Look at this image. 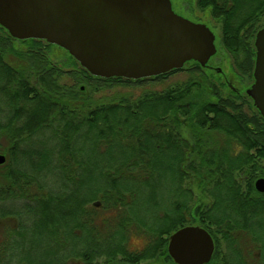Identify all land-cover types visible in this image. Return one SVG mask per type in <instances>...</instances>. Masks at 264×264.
<instances>
[{
  "label": "trees",
  "instance_id": "1",
  "mask_svg": "<svg viewBox=\"0 0 264 264\" xmlns=\"http://www.w3.org/2000/svg\"><path fill=\"white\" fill-rule=\"evenodd\" d=\"M191 1L221 24L222 48L241 75L252 76L264 0ZM54 47L67 54L63 64L52 58ZM188 63L186 82L138 99H95L81 83L96 80L95 90H105L181 69L138 80L93 77L64 48L18 40L0 25V220L11 222L0 264H177L169 236L195 222L215 240L207 264L260 262L261 253L252 262L246 251L248 240L259 252L264 246L252 230L264 216V192L255 186L264 177V116L243 100L247 94ZM51 173L65 180L63 190L48 183ZM138 202L148 214L134 213ZM29 229L46 235L56 262L13 259ZM136 236L141 247L132 246Z\"/></svg>",
  "mask_w": 264,
  "mask_h": 264
},
{
  "label": "water",
  "instance_id": "2",
  "mask_svg": "<svg viewBox=\"0 0 264 264\" xmlns=\"http://www.w3.org/2000/svg\"><path fill=\"white\" fill-rule=\"evenodd\" d=\"M0 25L16 39L64 48L104 78H149L190 61L205 67L217 52L212 29L176 13L172 0H0ZM254 45V83L246 93L264 116V27ZM255 186L264 192V177ZM167 248L177 264H207L216 244L203 226L186 225L169 236Z\"/></svg>",
  "mask_w": 264,
  "mask_h": 264
},
{
  "label": "rangeland",
  "instance_id": "3",
  "mask_svg": "<svg viewBox=\"0 0 264 264\" xmlns=\"http://www.w3.org/2000/svg\"><path fill=\"white\" fill-rule=\"evenodd\" d=\"M177 1L180 0H172V4L174 8L177 10ZM181 3L183 4L182 7L186 8L188 10L187 12L189 13L190 17H196L197 20H202L203 22L200 23H205L207 26H209L212 31L216 35V46H217V52L212 57V65L215 68H220L223 74L217 71H211L210 69H205L207 73L214 79V80H222L224 81L223 76H229L231 79L232 83L239 88L240 93L244 96H246V90L254 83V74L251 76L249 74L241 75L239 70L235 67L234 59L229 54L222 48L221 44V24L212 18L210 15L209 11H202L196 8L195 3H192L191 0H181ZM192 3V4H191ZM183 8V9H184ZM260 25L264 27V17L260 21ZM20 40V39H18ZM15 45H19L17 47L21 48L22 50H26V45L21 44V43H14ZM52 52V58L59 62L62 63L66 60L67 54L56 47L53 48ZM70 62H73L71 59L69 60ZM192 62V61H190ZM192 63H186L183 69L181 68L180 71L170 75L169 77L161 80H148L145 83L142 84H132V85H126L122 83L115 84L114 86H111L110 88H105V90H95L96 89V80L91 83H81L80 86L84 89L87 88V90L94 89L92 91V95L95 99L107 97L110 99H116L119 97H123L126 95H130L132 99H138L142 95L148 92H154V91H162L163 89L167 88L168 86H172L175 84H180L183 82H186L189 78L193 77V73L189 70V68L192 66ZM203 67V66H202ZM67 69H72L73 66L70 64L69 66H66ZM76 69L77 71H81L80 64H76ZM254 73V71H253ZM82 74H78V76H81ZM223 75V76H222ZM63 83H67L69 85L74 84L75 80H73L70 76H65L62 79ZM86 91V90H84ZM249 97V96H248ZM245 102L247 104L254 105L253 100L244 97ZM249 107V109H248ZM248 111L250 110V106H247L246 108ZM50 143V141H49ZM48 183L53 186L54 189L56 190H63V188L66 186L65 180L61 178L59 175L51 173L48 175L46 178ZM68 191L73 187V184L68 185ZM158 191V190H157ZM159 194L161 195L160 191ZM163 201V198L161 199V202ZM151 203H154L151 201ZM142 203H136L137 208H135L134 213L138 214L139 216L146 215L148 214L149 211L145 212L144 206H141ZM6 207V206H5ZM17 208V206H15ZM152 210L150 211L152 214H157L158 211L154 206L151 205ZM150 209V205H149ZM30 217L27 215L22 216L23 223L27 226V228L32 227V223L29 222ZM31 224V225H30ZM11 225L10 221H1L0 220V239L4 237L5 231L9 228ZM167 225V224H166ZM191 225H199L196 222ZM253 233L260 238L261 243H264V216H259L256 219V225L253 226ZM48 238H46V235L41 232V234H34L33 230H26L23 235L18 237L17 243L12 250L11 254L13 256V259L15 260H20L22 256H29L35 259H42L45 261H57V256L53 255L56 251L54 249H50L48 246ZM80 243V242H78ZM247 243L251 246L249 248V251H246L247 257L250 261L254 262L253 259H256L257 254L259 252V248L256 246L257 244H254L252 241L248 240ZM144 244V239L141 236H136L132 239V246L136 247H141ZM22 245V246H21ZM264 245V244H263ZM30 246V247H29ZM261 253V259L260 262L257 264H264V246L262 251L260 250ZM257 261V260H256ZM157 261L152 262V264H157ZM234 264L236 262L234 261Z\"/></svg>",
  "mask_w": 264,
  "mask_h": 264
},
{
  "label": "flooded vegetation",
  "instance_id": "4",
  "mask_svg": "<svg viewBox=\"0 0 264 264\" xmlns=\"http://www.w3.org/2000/svg\"><path fill=\"white\" fill-rule=\"evenodd\" d=\"M173 5V4H172ZM182 3H181V0L180 1H177V10L174 8V6H173V9L175 10V12L176 13H178V14H180V15H182V16H184V17H186V18H188V19H190V20H192V21H194V22H198V23H200V22H203L202 20H197L196 19V17H190V15H189V13L187 12L188 10H186V8H184V6L182 7ZM184 8V9H183ZM212 57H214V56H212ZM212 57L210 58V60H209V62H208V64L204 67V68H207V69H210V70H215V71H217V72H220L221 74H223L222 73V71L220 70V68H215L213 65H212ZM223 76V75H222ZM93 77H96V76H93ZM223 78H224V80H225V82H227L228 84H230V86H232L233 88H237L233 83H232V81H231V79L229 78V76H223ZM237 89H239V88H237ZM249 98L250 99H252L250 96H249ZM253 100V99H252ZM254 102V101H253ZM257 255H260V252H258V254Z\"/></svg>",
  "mask_w": 264,
  "mask_h": 264
}]
</instances>
